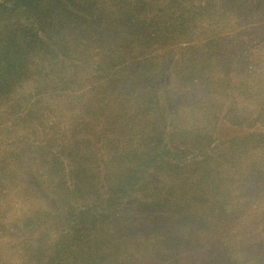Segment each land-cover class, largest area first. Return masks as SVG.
Masks as SVG:
<instances>
[{
    "label": "trees",
    "instance_id": "obj_1",
    "mask_svg": "<svg viewBox=\"0 0 264 264\" xmlns=\"http://www.w3.org/2000/svg\"><path fill=\"white\" fill-rule=\"evenodd\" d=\"M12 254L264 264V0H0Z\"/></svg>",
    "mask_w": 264,
    "mask_h": 264
},
{
    "label": "rangeland",
    "instance_id": "obj_2",
    "mask_svg": "<svg viewBox=\"0 0 264 264\" xmlns=\"http://www.w3.org/2000/svg\"><path fill=\"white\" fill-rule=\"evenodd\" d=\"M12 206L10 207L9 211H8V217L10 218H15V217H19L22 213H24V211H26L27 209V205L25 204L24 206H22V203L19 202H13L11 201ZM13 256V254H12ZM12 261L15 264L16 263V259H15V255L12 257Z\"/></svg>",
    "mask_w": 264,
    "mask_h": 264
}]
</instances>
